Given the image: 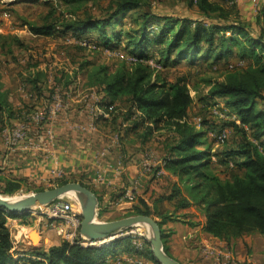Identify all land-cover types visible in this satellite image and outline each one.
<instances>
[{
  "label": "trees",
  "instance_id": "obj_1",
  "mask_svg": "<svg viewBox=\"0 0 264 264\" xmlns=\"http://www.w3.org/2000/svg\"><path fill=\"white\" fill-rule=\"evenodd\" d=\"M25 1L36 2H21ZM82 1L74 0L77 3ZM187 1L206 19L158 15L151 12L148 0H110V14L103 18L97 19L90 14L81 17L75 9L71 18L58 17L52 12V22L28 23L33 34L42 36L72 33L80 38L96 30L97 40L111 50L125 39V54L145 60L154 59L160 65L158 69L140 60L128 62L122 59L117 67L84 61L79 69L85 72L87 84L101 92L102 104L115 105L127 100L129 109L124 118L133 121V130L141 129L140 137L144 141L163 128L172 132L165 144L167 153L163 159L165 168L177 177V183L154 206L139 197L128 215L152 216L162 228L164 249L170 256L163 226L175 220L180 210L193 205L200 208L206 217L205 230L221 240L229 243L251 234L264 237V110L258 108V102L264 103V35L252 34L249 23L229 19L227 13H221L222 19L216 20L211 14L222 11V7L215 0ZM134 10L138 13L133 23L119 28L116 18ZM14 38V42L22 44L19 37ZM3 40L6 42L8 39L5 37ZM0 47L5 50L4 45ZM234 54L247 65L234 69L228 67L222 78L208 79L211 88L205 97L223 98L225 106L240 120V124L234 119L225 124L234 129V137L230 148L223 155H218L210 146L209 149L202 148L207 132L198 130L188 121L193 103L188 80L179 76L170 80L169 69L181 63L194 65L198 60L211 58V66L222 60L229 66V57ZM10 109L0 74V114L9 113ZM204 122L208 124L207 120ZM3 129L0 127V131ZM214 155L219 156V164L226 167L230 175L221 178L213 170L211 160ZM230 161L234 163L232 168ZM72 181L81 182L91 189L82 181L72 179L63 178L57 184ZM0 182L4 183L1 188L9 195L22 189V184L13 180L4 181L0 177ZM163 200L174 202V211L159 213L157 203ZM102 215L103 211L99 210L98 217ZM9 218L20 216L0 208V264H20L14 255ZM134 238L129 236L107 246L88 247L60 240L48 250L35 251V256L45 262L33 258L26 262L106 264V260L114 258L120 249L129 254H142L133 245ZM146 244L150 252L151 245Z\"/></svg>",
  "mask_w": 264,
  "mask_h": 264
},
{
  "label": "crops",
  "instance_id": "obj_2",
  "mask_svg": "<svg viewBox=\"0 0 264 264\" xmlns=\"http://www.w3.org/2000/svg\"><path fill=\"white\" fill-rule=\"evenodd\" d=\"M248 8L246 6L247 10ZM260 11L261 21H259V26L256 27V24L250 25L251 32L254 35H264V3L261 5ZM32 35L35 37H47L52 40L53 44L44 55L37 51L28 50L20 51V53L14 51V55L12 56L13 50L9 51L6 66L8 69H14L18 65L21 71L18 73L12 71L10 74H5L8 76L5 78L6 82L9 79V85L11 86H9V89L6 87L11 111L9 113L5 112L2 115L0 114V123L12 121L18 108L26 106H31L35 108L34 110L46 108L51 93L56 86L51 87L50 92L47 93L45 91V82L49 81V83H52L53 80L56 85L60 82V74L67 76V84L61 88L69 92L71 97L68 98L67 108L60 111L58 118L54 122L45 124L43 127L44 130L52 131L55 136V140L51 144H48L47 147L41 150L17 148L13 151L8 149L4 141L0 139V177L4 181L13 180L21 183L22 189L25 185L42 186L45 184L49 175V169L52 166L51 154L56 153L60 156L61 164L66 170V177L64 179L82 181L91 187L98 197V208H102V206H109L110 208L117 206L119 209H130L138 202L139 197L144 198L150 205L154 206L158 199L171 192L172 187L177 183L178 179L170 171H168L167 175L160 177L142 174L139 164L146 153L152 150L156 153L158 159L164 161L163 158L167 153L165 146L166 139L164 138L162 142H156L155 134L157 132H155L152 137L144 141L140 137L141 129L133 130V121L125 119L120 114H113L111 117L102 118L99 120L96 130L76 128L77 125H84L89 121L88 111L86 110L87 95L94 93L97 97L102 98V94L97 87L87 84L85 72H72L62 69L63 71L53 75V72L48 70L47 66L49 65L41 63L42 60L46 58L49 60L52 56L60 58L62 49L57 50L56 44L60 40L58 35L61 34L54 36ZM237 58V54L231 55L229 61ZM238 60L240 61V59ZM211 61H213L212 58L198 60L194 65L200 64V62H208L209 64ZM219 63L220 61L213 66L209 65L218 70ZM244 63L247 65L246 61ZM180 65L184 67L189 64L181 63ZM171 69H174V67ZM171 69H169V79L174 80L178 76L171 78ZM222 72L221 77L226 73L225 71H221L220 73ZM0 74L3 79L5 75L3 76L1 72ZM3 82L5 81L3 80ZM188 86L190 88L189 82ZM14 92L16 96H21L24 104H22L20 99L18 101L13 98ZM119 103L121 105L119 108H123L126 111L129 106L127 100L124 99L123 102L119 101L118 105H115L119 106ZM258 108L264 110V103L258 102ZM130 123L132 125H129ZM231 129L234 134V129ZM30 134L32 136L36 135V125L31 126ZM207 134L211 133L207 132ZM210 136L212 137V135ZM212 139L214 138L212 137ZM209 145L206 142L202 148L209 149ZM150 148H154L155 150ZM64 150H67V152L63 153ZM104 151L105 154H103ZM119 163L122 166L120 174L117 175ZM211 167L215 172L219 173L221 178L226 177V174L222 175L220 173L223 169L219 164V156L214 155L212 157ZM99 174H103L106 177L105 182H97L96 179ZM227 174L230 175V172ZM0 185L4 186V183L0 182ZM157 208L159 213L163 214L174 211L175 204L172 201L163 200L157 203ZM189 212L196 214V217L199 214V219L194 218L197 220L194 221L190 217H184V214ZM22 220L24 219L21 217L8 219V225L13 224L14 227L20 229L17 234H12L14 239V255L19 259L20 263L28 261L29 258L36 257V250L42 247V250H48L53 244L64 240L62 237H59V233L56 232L55 228H50L47 221L37 220L36 225H34L36 231H34L31 225L19 224V221L21 222ZM205 225V215L200 208L194 205L180 210L175 220L168 221L163 227L167 235L169 252L172 257L182 263L221 264L220 254L232 248L236 259L235 264H256V261L254 262L251 257L256 260L257 256L246 252V247L249 248L251 246H249L251 241L247 243L248 239L246 238L252 234L245 235L228 243L208 233L205 230ZM32 231L40 235L41 243L39 245L34 244L30 238ZM255 235L261 236L260 234ZM134 237L133 245L142 254L138 255L132 252L129 254L122 251L116 254L115 257H119L122 254L132 258L141 257L144 260V264H156L152 251L149 252V249H147L146 243L148 241L139 236Z\"/></svg>",
  "mask_w": 264,
  "mask_h": 264
},
{
  "label": "rangeland",
  "instance_id": "obj_3",
  "mask_svg": "<svg viewBox=\"0 0 264 264\" xmlns=\"http://www.w3.org/2000/svg\"><path fill=\"white\" fill-rule=\"evenodd\" d=\"M22 0H0V46L4 45L5 50L0 47V72L3 74V76L6 74H10L12 71H15V73L20 72V66L16 65L14 69H8L6 66V60L8 59L9 51L13 50L16 51V53H20V51H37L39 53H42L43 55L48 52L53 42L47 37H35L33 36L28 23H43L46 21L52 22L51 13L55 12L56 16H65L68 18H71L74 15L73 10H77V15L81 17H87V14H90L97 19L103 18L110 14V0H83L81 3L74 2V0H36V2H30L25 1L21 2ZM150 1L151 12H154L158 15L162 16H174V17H185L191 20H204L206 17L202 15L199 10L196 7L190 6L189 1L187 0H148ZM260 4L259 7H255L250 0H216V2L222 7V11H218L216 13H212L211 16L215 17L216 20L219 18L222 19L223 16H221V13H227L229 15V19H241L244 22L249 23L250 25L256 24V27L259 26L261 19H260V7L263 5L264 0H259ZM246 6H248V10L246 9ZM8 11L10 13V16L8 18H5L4 13ZM248 11V12H247ZM73 12V13H72ZM138 12L135 10L124 15V17H118L116 18L115 22H118V27H126L131 25L133 23L134 17L137 15ZM123 19V20H122ZM134 26V25H133ZM56 35V34H55ZM97 31L91 30L87 34L84 35V37H80L78 35L68 33L66 35H58L57 37L60 39L59 42L56 44V48L62 49L60 52V58L52 56L49 60L46 58L45 60H40L41 63H46V65H52L51 67H48V70L50 72H53V75H56L58 72L63 71L64 69L72 72L80 71L79 66L84 61H89L91 63H95L97 65H110L112 67H117L121 62L122 59L118 56H113L108 54V50H111L107 47H105L102 43H100L97 40ZM19 37L20 41L22 42L21 45H19L18 42H14V37ZM4 37V38H2ZM5 37L8 39L6 42L3 40ZM88 42L91 47L84 46L81 44V42ZM126 40L122 39L121 44L114 50L119 51L121 53H125L126 50L125 44ZM10 45V47H8ZM7 46V47H6ZM20 46V47H19ZM22 48V49H21ZM3 50V51H1ZM15 53V56H16ZM17 57V56H16ZM66 57V58H65ZM13 59V58H11ZM237 59L231 60V64H233L236 68L241 67L240 62ZM156 61V60H155ZM230 68V65H226L225 61H220L218 65V70L211 67L208 62H200V64L197 65H186V66H175L174 69H171L170 76L171 78L174 76L179 77H185L190 85V91L191 95L193 97V103L189 110V118L188 121L192 123L198 130H202L205 132H210L211 134H207L206 136V142L210 144L212 151L217 153L218 155H223L232 145V139H233V130L229 128L230 130V136L226 143L224 144H217L214 139H212L213 135H215L220 129L227 126L225 125L227 122L231 121L233 117L235 116L232 111L225 106L224 100L221 99H205L206 96H208L209 90L211 88L210 81L208 79L212 78L213 81L222 78L220 73L221 71H226V68ZM216 68V67H215ZM63 69V70H62ZM94 69V68H92ZM4 76L3 80V89L6 91V87L9 89L11 86L9 79H7ZM52 75V76H53ZM60 82H58L55 85V82L49 83V81L45 82V91L47 93L50 92L51 87H64L67 84V76H63L60 74ZM10 86V87H9ZM19 86V84H18ZM18 96V97H17ZM13 93V98L19 99L22 101V104H24L23 99L20 95ZM219 105L220 107L224 106L225 112L227 113L226 118H219L217 116H214L212 114V109L214 105ZM27 105V104H26ZM25 105V106H26ZM118 105V104H117ZM116 106L114 111H112L110 117L114 114H120L122 116H125L127 113V110L129 109V106L127 110L123 108H119L121 105L119 103V106ZM261 105V104H260ZM87 107V105H86ZM35 108L33 107H23L18 108L16 114H14L13 117H15L12 121H8L7 123H0V127H6L13 126L16 122L22 120L26 113L31 112ZM72 109V108H71ZM88 111L89 119H90V113L89 109H86ZM201 118L203 121V124L200 126L194 124L195 119ZM101 120V119H99ZM98 120V122H99ZM204 120H207L208 124L204 122ZM1 121V120H0ZM97 122V124H98ZM129 125H132L131 123ZM99 127V126H98ZM2 132L0 139L2 141L4 138V131ZM141 134V133H140ZM172 132L167 129L163 128L161 131L157 132L155 135L156 142H162L164 138L166 139L165 143L168 139H170ZM212 135V137L210 136ZM154 149V148H150ZM155 150V149H154ZM151 152V151H150ZM154 153V151L152 150ZM156 155V153H154ZM223 170L220 171L222 175H227L229 170L225 169L226 167L221 166ZM61 180V179H59ZM58 180V181H59ZM58 181H52V182H45L42 186L37 185H25L23 189L16 191L14 194L9 195L7 194L3 188H1L0 185V195L3 196H10V197H20L23 195L32 194L33 192H38L40 190H45L54 186H57ZM62 199L66 202L72 203L73 205L79 206L80 212L82 213V209L80 206V202L78 200V196L76 194H68L62 197ZM99 210L103 211V215L101 217H98V221L107 222L112 220L121 219L123 217H126L129 215L130 211L132 209H119L117 206L115 207H103L98 208ZM192 213H185L184 217H190L192 220L197 221L196 219H199L200 215ZM39 216V215H36ZM21 222L19 221V224H26L31 225L33 227V230H35L34 225H36L37 220L39 217H35L32 213H28L25 216L21 217ZM196 218V219H194ZM83 220V217H82ZM9 224V223H8ZM10 230L12 229V234H17L20 229H17L13 226V224L9 225ZM32 231L30 234V238L32 239L33 243L36 245H39L41 242L40 235L36 232ZM52 232V231H50ZM57 232V231H56ZM33 235V237H32ZM144 235V236H143ZM129 236H136V237H147L148 234L145 231V228L141 225H137L134 227H131L123 232L117 233L115 238L113 240H108L107 242H113L115 240L122 239L124 237ZM59 237H62L59 235ZM146 238V239H147ZM145 239V238H144ZM248 239L247 243H249V248L246 247V252L249 254L256 255V260L251 257V259L256 261V264H264V237L261 235H255L252 234L251 236H247ZM245 241V238H244ZM41 249H38V251H41ZM120 249V248H119ZM233 254V259L231 264H235L236 259L234 257L233 249H229ZM122 252V249L118 250V252ZM119 252V253H120ZM122 259L123 264H136L128 261V255H121L119 256ZM17 258V257H16ZM32 259V258H29ZM35 259V258H34ZM33 259V260H34ZM116 259V258H114ZM135 260H142V264H144V260L140 258H134ZM134 260V261H135ZM193 260V259H192ZM41 261V260H37ZM196 261V260H195ZM193 262V261H192ZM184 264H196L195 262L189 263V262H183ZM21 264H28L27 262H21Z\"/></svg>",
  "mask_w": 264,
  "mask_h": 264
},
{
  "label": "built area",
  "instance_id": "obj_4",
  "mask_svg": "<svg viewBox=\"0 0 264 264\" xmlns=\"http://www.w3.org/2000/svg\"><path fill=\"white\" fill-rule=\"evenodd\" d=\"M234 1V0H233ZM255 7H259V0H250ZM5 18L10 16V13L6 11L4 13ZM82 45L91 47L87 42L82 41ZM109 55L118 56L121 59H124L128 62H137L143 61L150 64L154 68L160 69V65L156 63L154 59H140L137 56L123 54L116 50H108ZM240 66H245L244 61H239ZM233 64L230 65V69H234ZM71 96L69 92L64 91L61 87H56L50 96L47 107L40 110H32L29 113H26L25 117L16 122L13 126L6 127L4 131V143L6 147L10 150H16L17 148H24L25 150L36 149L41 150L47 147L48 144H51L55 140V136L52 131L44 130V125L50 122H54L60 111L67 108L68 98ZM87 108L89 109L90 119L87 124L77 125L78 129H88L96 130L97 122L99 119L110 117L112 111L115 109L114 104H102L101 98L97 97L94 93H89L87 95ZM138 113H141L139 110H136ZM212 114L219 118H226L227 113L225 112L224 106L220 107L219 105H214L212 109ZM234 120L240 124V120L236 116L233 117ZM194 124L200 126L203 124L202 119L199 117L195 119ZM32 125H36V135L32 136L30 134V129ZM230 136V130L227 127L220 129L215 135H213L214 141L217 144H224L228 141ZM67 150H64L63 153H66ZM105 154V151L103 152ZM52 166L49 169V175L46 179V182L58 181L66 177V170L61 164L60 156L56 153H52ZM122 164L119 163L116 174L119 175L121 172ZM140 171L142 174H151L154 177H160L168 174V170L165 168V163L163 160L158 159L156 155L151 151H148L146 155L140 161ZM229 166L234 167L233 161L229 162ZM97 182H105L106 177L103 174L97 176ZM80 207L73 205L72 203L66 202L61 198L53 201L48 205L38 206L31 213L35 217H39L38 220L47 221L50 228H55L59 235L62 236L64 240H67L71 243L80 244L84 247L88 246H101L103 242L100 241H90L84 237L80 232V225L82 222V213L80 212ZM39 215V216H36ZM144 236V235H143ZM115 238V237H114ZM114 238H111L114 239ZM145 239L147 237H144ZM147 240V239H146ZM35 259L41 260L44 259L40 257H33ZM116 258V259H114ZM108 258L106 264H123L120 257ZM233 259V254L230 250L223 251L220 254V263L221 264H231ZM128 261L136 264H142V260H135L132 257H128ZM135 260V261H134ZM21 264V263H20Z\"/></svg>",
  "mask_w": 264,
  "mask_h": 264
},
{
  "label": "water",
  "instance_id": "obj_5",
  "mask_svg": "<svg viewBox=\"0 0 264 264\" xmlns=\"http://www.w3.org/2000/svg\"><path fill=\"white\" fill-rule=\"evenodd\" d=\"M70 193L80 194L78 200L83 217L80 232L90 241H100L103 242L101 246H107L112 242H104L114 238L117 233L141 225L148 234L147 241L151 245L152 255L158 264H184L166 253L162 238V228L152 216L138 214L107 222L98 221V197L92 189L81 182H67L20 197L0 195V208L22 217L34 211L38 206L48 205ZM147 227L151 231V235Z\"/></svg>",
  "mask_w": 264,
  "mask_h": 264
},
{
  "label": "bare ground",
  "instance_id": "obj_6",
  "mask_svg": "<svg viewBox=\"0 0 264 264\" xmlns=\"http://www.w3.org/2000/svg\"><path fill=\"white\" fill-rule=\"evenodd\" d=\"M70 194H76L78 197H80L79 195L80 194H78V193H70ZM8 197H10V196H8ZM147 229L149 230V228L147 227ZM150 231V230H149ZM150 235H151V231H150Z\"/></svg>",
  "mask_w": 264,
  "mask_h": 264
}]
</instances>
